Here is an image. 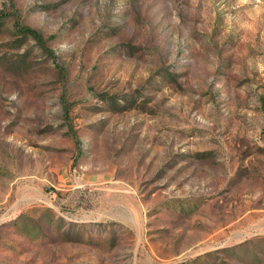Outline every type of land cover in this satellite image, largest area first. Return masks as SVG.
<instances>
[{
	"label": "rangeland",
	"instance_id": "1",
	"mask_svg": "<svg viewBox=\"0 0 264 264\" xmlns=\"http://www.w3.org/2000/svg\"><path fill=\"white\" fill-rule=\"evenodd\" d=\"M0 14V264H264V0Z\"/></svg>",
	"mask_w": 264,
	"mask_h": 264
},
{
	"label": "trees",
	"instance_id": "2",
	"mask_svg": "<svg viewBox=\"0 0 264 264\" xmlns=\"http://www.w3.org/2000/svg\"><path fill=\"white\" fill-rule=\"evenodd\" d=\"M3 15L0 14V19H2ZM18 29L20 30V32H22L23 34L26 35H31L34 38H36L37 40H42V36L40 35V33L28 26H24V27H18Z\"/></svg>",
	"mask_w": 264,
	"mask_h": 264
}]
</instances>
